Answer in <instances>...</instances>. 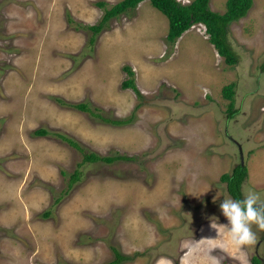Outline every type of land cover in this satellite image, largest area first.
<instances>
[{
    "label": "rangeland",
    "instance_id": "374dc122",
    "mask_svg": "<svg viewBox=\"0 0 264 264\" xmlns=\"http://www.w3.org/2000/svg\"><path fill=\"white\" fill-rule=\"evenodd\" d=\"M120 1L0 0V264H110L115 251L125 257L119 264H210L209 253L222 264H264L255 225V242L238 253L218 247L222 237L210 227L212 217L227 223L220 178L240 162L248 171L242 193L253 189L264 202V0L229 27L234 67L199 24L169 47L168 20L148 0L110 20L90 50L91 33L76 25L101 20L96 3L108 10ZM209 8L223 14L226 0ZM124 66L144 96L138 109L121 86ZM230 84L232 118L222 96ZM55 98L134 120L112 126ZM39 128L88 153L134 161L84 164L63 195L82 155L33 136Z\"/></svg>",
    "mask_w": 264,
    "mask_h": 264
},
{
    "label": "trees",
    "instance_id": "16d2710c",
    "mask_svg": "<svg viewBox=\"0 0 264 264\" xmlns=\"http://www.w3.org/2000/svg\"><path fill=\"white\" fill-rule=\"evenodd\" d=\"M144 0H122L113 5L110 9L104 8L103 2L96 3V6L104 9V15L101 20L95 25H76V29H85L91 33L88 38L87 47L91 50L95 44L96 36L105 28H107L110 20L120 17L123 14L135 10L137 6ZM153 8L162 13L168 20V32L166 35V42L169 47H173L176 41L193 26L201 24L205 27V33L208 36V41L214 46L217 54L223 58L224 63L229 67L237 66L239 57L233 50L229 42V27L231 24L238 22L245 18L253 6V0H226V10L223 14H218L210 10V0H190L187 4H182L177 0H148ZM72 20L69 18L68 22ZM260 72H264V60L259 65ZM123 71L127 75V79L122 83V89H130L134 92L139 105L138 109L144 100L143 94L139 91L135 81V73L130 66H124ZM235 84H230L222 89L223 98L228 101L226 115L232 118L237 109L234 106ZM55 101L62 106H71L80 112L87 113L94 120L110 124L112 126H125L133 123L134 116L131 115L124 120H109L102 117L100 110L91 108L87 103L68 104L61 99L55 98ZM35 137L51 136L67 143L71 148L75 149L82 155L81 163L78 164L77 169L69 176L67 189L63 195H67L75 184L81 181V171L79 168L84 164H113L115 162H132V157L115 155V156H100L96 153H88L80 146V144L73 139L60 134L58 132H49L45 129H36L33 133ZM65 175L64 172H61ZM248 177L247 167L244 162L237 164L230 174L222 175L220 182L225 185V190L234 199L242 198V185L246 182ZM60 199V198H59ZM58 199V200H59ZM57 202V201H56ZM49 213H45L44 217H48ZM263 239H264V230ZM116 261L110 264H119L125 257L119 255L115 251ZM258 257L251 259V264H260Z\"/></svg>",
    "mask_w": 264,
    "mask_h": 264
},
{
    "label": "clouds",
    "instance_id": "9594fccd",
    "mask_svg": "<svg viewBox=\"0 0 264 264\" xmlns=\"http://www.w3.org/2000/svg\"><path fill=\"white\" fill-rule=\"evenodd\" d=\"M219 210L227 223H217V219L212 217L210 224V227L222 237L218 247L231 248L238 253L245 246L255 242L257 237L252 229L253 225L264 230V202H261L260 194L253 189L244 191L241 199H234L225 193L219 204ZM212 221L215 223L213 224ZM204 239L216 240V237ZM209 261L210 264H222V258L212 256L211 253H209ZM168 264H171V261H168Z\"/></svg>",
    "mask_w": 264,
    "mask_h": 264
}]
</instances>
